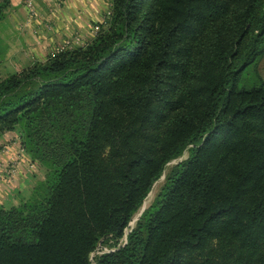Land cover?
Returning <instances> with one entry per match:
<instances>
[{
    "label": "trees",
    "instance_id": "16d2710c",
    "mask_svg": "<svg viewBox=\"0 0 264 264\" xmlns=\"http://www.w3.org/2000/svg\"><path fill=\"white\" fill-rule=\"evenodd\" d=\"M262 59L264 0H113L90 43L0 77V137L46 169L0 207V264H91L108 241L96 264H264Z\"/></svg>",
    "mask_w": 264,
    "mask_h": 264
},
{
    "label": "crops",
    "instance_id": "0c3cea01",
    "mask_svg": "<svg viewBox=\"0 0 264 264\" xmlns=\"http://www.w3.org/2000/svg\"><path fill=\"white\" fill-rule=\"evenodd\" d=\"M8 16L1 25L2 37L10 44L18 60L44 61L49 50L62 40L79 35L90 43L94 25H105L113 0H52L50 3L34 0L36 15L30 16L26 8L28 0H9ZM21 144L16 133L8 132L0 137V166L6 172L13 159H18ZM32 161L28 156L16 166V172L6 180H0V207L18 206L28 199L41 168L37 162L30 171Z\"/></svg>",
    "mask_w": 264,
    "mask_h": 264
},
{
    "label": "rangeland",
    "instance_id": "374dc122",
    "mask_svg": "<svg viewBox=\"0 0 264 264\" xmlns=\"http://www.w3.org/2000/svg\"><path fill=\"white\" fill-rule=\"evenodd\" d=\"M91 34H92V30H91ZM75 36H78L81 39L82 42H85V40L83 38H81L79 35H74L72 37L66 38V39L62 40L61 43L56 44L54 47H52V49L48 51V53L46 54V56L43 59L46 60L48 57H52L55 54L57 48H59V46L61 44H63L65 41L72 40ZM4 41H5V44H6L5 45L6 46V51H5L3 59L0 60V77L1 78H6L7 76H9L11 74H15V73L21 72L24 68L28 67L33 62V61H29L28 59L18 60L17 57H16L17 53H15V52H13L11 50L10 44L6 40H4ZM36 62H40V61H36ZM257 72H258V75L260 76V78L264 79V59H262L260 61L259 65H258V68H257ZM188 158H189V150H186L184 152V154L180 158H178L177 160H174V161H172V162H170L169 164L166 165L163 175L154 184L151 192L149 193V195L147 196V198L145 200V202L147 201V205L144 202L142 207L147 209L148 207H150L153 204V202L155 201V199L159 195L160 191L162 190V188H163V186H164V184L166 182V177L172 172V170L174 169V167L176 165H178L179 163L187 160ZM40 167L41 168L38 170L37 176L43 177V180H44L45 175H46V169L43 166H41V165H40ZM38 182H40V181H38ZM38 182H36V184ZM25 200H27V199H25ZM25 200H22L20 202V204L22 202H24ZM12 207H16V206L7 207V208H4V209H10ZM1 208H3V207H1ZM141 210H142V208H141ZM140 211L134 216V218H133L134 220H135L136 216L139 215ZM137 221H135V222H133V220L131 221L129 227L125 231V237L119 241V244H123V243L126 242V236L136 227ZM112 243H113V241H108L107 243H104V242L100 243V245L98 246L97 250L94 253L91 254V264H96V258L99 255L110 251V249H111L110 245Z\"/></svg>",
    "mask_w": 264,
    "mask_h": 264
},
{
    "label": "built area",
    "instance_id": "2783aa9c",
    "mask_svg": "<svg viewBox=\"0 0 264 264\" xmlns=\"http://www.w3.org/2000/svg\"><path fill=\"white\" fill-rule=\"evenodd\" d=\"M42 1L46 2V3H50L52 0H42ZM26 8L28 9L30 16L36 15V7L34 4V0L26 1ZM110 14H111V8H110V12H108V14H107L108 19L110 17ZM101 27H102L101 25L97 24L92 28V35L94 37L100 32ZM85 45H86L85 42H82L78 36H75L72 40L65 41L63 44H61L59 46V48H57L55 54L61 53V52H64L66 50H70L73 48H77V47H84ZM26 157H27V154L25 153L24 149L21 146L18 159H16V160L13 159L10 162L11 166L8 168V170L6 172L3 170V167L0 166V180L9 181V179L13 176V174H15L16 166L18 165V163H20V161ZM29 169H30V171L35 170L34 162L30 161Z\"/></svg>",
    "mask_w": 264,
    "mask_h": 264
},
{
    "label": "water",
    "instance_id": "95a60500",
    "mask_svg": "<svg viewBox=\"0 0 264 264\" xmlns=\"http://www.w3.org/2000/svg\"><path fill=\"white\" fill-rule=\"evenodd\" d=\"M146 210V208H144V207H142V210L140 211V213H139V215H138V219H139V217L142 215V213L144 212ZM137 219V220H138ZM130 225V224H129Z\"/></svg>",
    "mask_w": 264,
    "mask_h": 264
},
{
    "label": "bare ground",
    "instance_id": "6f19581e",
    "mask_svg": "<svg viewBox=\"0 0 264 264\" xmlns=\"http://www.w3.org/2000/svg\"><path fill=\"white\" fill-rule=\"evenodd\" d=\"M145 204L147 205V201L145 202ZM137 219H138V216H136L135 220L133 219V222L137 221Z\"/></svg>",
    "mask_w": 264,
    "mask_h": 264
}]
</instances>
